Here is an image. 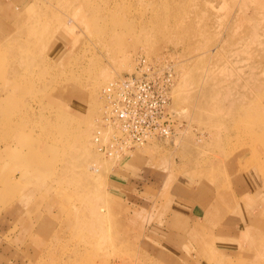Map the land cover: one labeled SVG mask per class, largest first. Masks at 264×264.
<instances>
[{"label":"rangeland","instance_id":"obj_1","mask_svg":"<svg viewBox=\"0 0 264 264\" xmlns=\"http://www.w3.org/2000/svg\"><path fill=\"white\" fill-rule=\"evenodd\" d=\"M144 56L173 133L112 166L105 89ZM0 264H264V0H0Z\"/></svg>","mask_w":264,"mask_h":264},{"label":"built area","instance_id":"obj_2","mask_svg":"<svg viewBox=\"0 0 264 264\" xmlns=\"http://www.w3.org/2000/svg\"><path fill=\"white\" fill-rule=\"evenodd\" d=\"M164 70L141 58L133 73L122 75L107 88L110 112L106 121L115 126V131L107 144H99L103 152L110 148L111 152L123 153L149 140L172 135L174 115L169 91L173 72ZM106 121L102 128L106 127Z\"/></svg>","mask_w":264,"mask_h":264},{"label":"crops","instance_id":"obj_3","mask_svg":"<svg viewBox=\"0 0 264 264\" xmlns=\"http://www.w3.org/2000/svg\"><path fill=\"white\" fill-rule=\"evenodd\" d=\"M128 164H130L129 161L125 162V164H123V166H127ZM140 181V180H138ZM143 180H141L142 182ZM134 193H137L135 191H133ZM194 195V194H193ZM131 198L133 201H131V204L132 205H136V206H140V207H146L149 202H148V199L147 197L142 198V197H139V195L137 194H134V195H131ZM202 201H201V200ZM200 199L198 197H195V200L194 202L197 203V201H201L202 203L203 200H204V197H200ZM147 200V201H146ZM193 201V200H192ZM207 205V204H206ZM208 208V206H205V208L202 209L203 210H206ZM191 212V211H190ZM178 215L175 217V216H171L170 219H168V221L165 223H163L161 226H157L156 228H153L151 229L150 231H152V233L150 234L151 237H161L163 234V237H161L166 244L170 245L171 246H176V245H181V246H185L186 243H187V233L188 232V227L191 228V225L193 224V221L192 219L195 218V213H193V211L191 212V214L188 216V218L190 219V224L188 222V218L186 217H183L181 215L183 214H180L179 212L177 213ZM195 216V217H194ZM185 222H183L184 219ZM182 226V228H181ZM179 227L181 228V232L178 231L179 230ZM180 232V234H179ZM159 235V236H158Z\"/></svg>","mask_w":264,"mask_h":264},{"label":"bare ground","instance_id":"obj_4","mask_svg":"<svg viewBox=\"0 0 264 264\" xmlns=\"http://www.w3.org/2000/svg\"><path fill=\"white\" fill-rule=\"evenodd\" d=\"M145 57V59L146 60H148L151 64H154L155 63V61L154 60H152V58H150V57H146V56H144ZM128 60H129V56L127 57V56H125L122 60H121V62H120V64H119V66H120V68L122 69V66L123 67H126L127 66V63H128ZM135 64H136V62H135ZM134 64V65H135ZM126 65V66H125ZM136 66L137 65H135L134 67L132 66V67H128V69H129V71L131 72L132 71V73L135 71V69H136ZM121 78V76L119 77V78H117L113 83H115L117 80H119ZM103 81H105V80H109V79H111V72L110 71H108V72H103L102 73V78H101ZM113 83H111V84H109L110 86H107L106 87V89H105V94H106V90H107V88L108 87H111L112 85H114ZM173 86H175L174 84H172V86H171V88H170V91H169V94L171 93V90L173 89ZM107 95H105V100H104V108H103V115H102V119H100V124H101V127L100 128H97L98 130H96V132L94 133V136H93V142H94V146H96V148L99 150V148H100V146H99V144L101 145V144H107V142L109 141V139L112 137V134L111 133H113V131H115V126L114 125H112V124H108L107 123V121H106V117L109 115V112H110V110H109V108H108V99H107V97H106ZM170 99V98H169ZM101 118V117H100ZM105 119V120H104ZM106 121V123H104L105 125H106V127H104V128H102V125H103V122H105ZM100 141V142H99ZM99 142V143H98ZM92 147H93V145H91ZM138 147V146H137ZM126 151V150H125ZM124 153V152H123ZM123 153H122V155H123ZM105 154V153H104ZM107 154V156L109 155L111 158H114V159H111V161H112V163H110L111 165L113 164V163H115V162H117V161H119V158H121L122 156H121V153L119 154V153H116V151H112V152H108V153H106ZM33 155V156H32ZM32 155H30V158H29V163H35L36 161V157L35 156H37L38 158H41L40 156H39V154L38 153H36V151L32 154ZM121 156V157H120ZM35 159V160H34ZM39 160V159H38ZM110 162V161H109ZM107 164V163H106ZM110 165V166H111ZM113 166V165H112ZM106 169H108L107 170V172L108 171H110L109 169L110 168H106ZM242 171V170H241ZM191 230L192 231H194V228L192 229L191 228Z\"/></svg>","mask_w":264,"mask_h":264}]
</instances>
